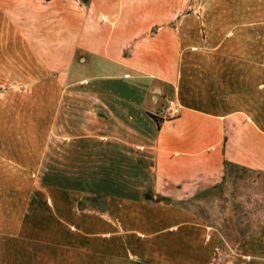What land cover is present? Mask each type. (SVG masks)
<instances>
[{"label":"crops","instance_id":"obj_1","mask_svg":"<svg viewBox=\"0 0 264 264\" xmlns=\"http://www.w3.org/2000/svg\"><path fill=\"white\" fill-rule=\"evenodd\" d=\"M94 1L0 0V74L77 96L48 102L41 179L0 183V219L6 202L25 223L4 239L0 223V264H211L215 242L176 203L225 162L264 171V8L205 4L149 35L140 3L104 25Z\"/></svg>","mask_w":264,"mask_h":264},{"label":"rangeland","instance_id":"obj_2","mask_svg":"<svg viewBox=\"0 0 264 264\" xmlns=\"http://www.w3.org/2000/svg\"><path fill=\"white\" fill-rule=\"evenodd\" d=\"M235 2L260 4L262 6L259 10L264 8V0H96L89 12L92 16L87 11L86 18L92 17L100 24L111 25L116 19L135 18L136 11L132 5L140 3L143 8L140 14L148 25H155L149 32L152 35L159 25H165L169 19L174 22L193 12L202 13L197 11L203 8L202 5ZM259 16L264 18V12ZM49 79L48 82V78L42 80L38 75L0 74L2 185L15 179H41L42 146L43 137L48 132V113L54 112L51 116L54 115L53 120L57 127L56 114L59 109L49 106L48 102L77 97L73 90L60 89L54 77ZM225 163L226 172L220 184L199 189L193 197L177 202L176 205L191 212L193 220L206 227L203 240L215 242L211 264H264V171ZM6 205L3 202V206L7 207ZM4 207L0 219L3 239L7 235L6 229L12 223H19L18 227L25 224L21 219L17 223L16 220H10ZM6 254L7 251L3 248V257H7ZM2 263L8 264V261L3 259Z\"/></svg>","mask_w":264,"mask_h":264},{"label":"built area","instance_id":"obj_3","mask_svg":"<svg viewBox=\"0 0 264 264\" xmlns=\"http://www.w3.org/2000/svg\"><path fill=\"white\" fill-rule=\"evenodd\" d=\"M179 111V106H177L173 100H168L166 105L162 108L161 116L164 120L174 119L180 114Z\"/></svg>","mask_w":264,"mask_h":264},{"label":"trees","instance_id":"obj_4","mask_svg":"<svg viewBox=\"0 0 264 264\" xmlns=\"http://www.w3.org/2000/svg\"><path fill=\"white\" fill-rule=\"evenodd\" d=\"M78 1L86 7H88L90 5V2H91V0H78ZM151 117L157 122V126L160 127V123H159L158 119L152 115H151ZM225 166H226V163H225ZM145 198L151 199V197L148 194L145 195Z\"/></svg>","mask_w":264,"mask_h":264}]
</instances>
